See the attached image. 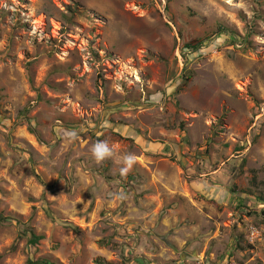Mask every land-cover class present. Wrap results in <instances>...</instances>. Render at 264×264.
I'll use <instances>...</instances> for the list:
<instances>
[{
    "label": "rangeland",
    "instance_id": "374dc122",
    "mask_svg": "<svg viewBox=\"0 0 264 264\" xmlns=\"http://www.w3.org/2000/svg\"><path fill=\"white\" fill-rule=\"evenodd\" d=\"M260 193L264 0H0V264H138L123 223L158 198L264 264Z\"/></svg>",
    "mask_w": 264,
    "mask_h": 264
},
{
    "label": "crops",
    "instance_id": "0c3cea01",
    "mask_svg": "<svg viewBox=\"0 0 264 264\" xmlns=\"http://www.w3.org/2000/svg\"><path fill=\"white\" fill-rule=\"evenodd\" d=\"M85 202L88 205L86 196ZM154 203L155 211L149 209L144 203L143 207L140 208L141 210H130L127 221L123 223L126 224V227L123 228L124 232L127 231V235L130 236L128 240L140 242L139 248L133 247L128 243L124 246L128 256L132 254L138 256L136 258V260L138 259V264H195L196 261L198 262L197 264H200L198 260L208 253H211V255H209L212 261H214L215 258L219 259L217 261L218 264H257L256 257L252 256L254 251H250L252 247L247 249L242 242H239L237 233L233 236V231H231L228 242L225 245L223 242L226 239H224L225 237L221 234H218L220 239H216V237L213 239L214 243L212 245L210 243L211 239L205 236V232L209 230L205 228V226H208V222L205 221V217L200 214L197 215L196 221L178 225L179 227L174 232L176 236H172V233L169 232L172 230L170 218L176 217V222L178 223V217L174 212L170 211L172 213L167 214L168 216L166 215L165 218L168 219L166 221L162 220L159 224L158 217L162 213V202L160 198H158V202L155 199ZM116 206L115 201H110L103 203L101 208H108L109 210V207L113 208ZM179 217H181V215H179ZM200 218L201 223L198 222ZM159 226H161L160 230H162V235L168 234L167 240L165 238L161 240L155 233L152 236L148 233L151 230L154 231ZM127 227L128 229H126ZM139 227L140 232L133 231L134 228ZM249 233V230L245 232V239L247 241ZM257 238L258 237H256L253 243H249L248 241V244L254 246ZM162 241H166L168 245L164 244ZM220 243L221 246L218 248L217 246L220 245Z\"/></svg>",
    "mask_w": 264,
    "mask_h": 264
},
{
    "label": "trees",
    "instance_id": "16d2710c",
    "mask_svg": "<svg viewBox=\"0 0 264 264\" xmlns=\"http://www.w3.org/2000/svg\"><path fill=\"white\" fill-rule=\"evenodd\" d=\"M217 32H218L219 35H223V34L232 35L233 34L226 27H224L223 25H220V24L217 27ZM203 44H204L203 42H200V43H198L196 45H188L187 48H189L190 50L195 51V50H199L200 47ZM253 182H254V184H256V182H257L256 177H253ZM255 196H257L259 202H263L264 203V195H262V193L257 194ZM262 215L264 216V212H262ZM0 220L2 222H13L12 219H4L3 217H0ZM21 224L22 223L20 221H18V225H21ZM75 230L78 231V229H75ZM26 234L30 235V238H31L30 239V244L31 245H37L43 239V237L37 236L32 230H26ZM23 236H25V235L23 234ZM27 264H53V263H51L47 259H39L37 261L29 260Z\"/></svg>",
    "mask_w": 264,
    "mask_h": 264
},
{
    "label": "clouds",
    "instance_id": "9594fccd",
    "mask_svg": "<svg viewBox=\"0 0 264 264\" xmlns=\"http://www.w3.org/2000/svg\"><path fill=\"white\" fill-rule=\"evenodd\" d=\"M101 148L103 149L102 152L100 151ZM92 152H93V156L97 160H102L105 156L111 155V152H110V150L106 144L95 145L92 149ZM124 159H125V163H126L127 167L130 168L132 163H133L134 158L132 156H126ZM124 170L126 171L127 168H125Z\"/></svg>",
    "mask_w": 264,
    "mask_h": 264
},
{
    "label": "built area",
    "instance_id": "2783aa9c",
    "mask_svg": "<svg viewBox=\"0 0 264 264\" xmlns=\"http://www.w3.org/2000/svg\"><path fill=\"white\" fill-rule=\"evenodd\" d=\"M249 239H250L251 243H253V241L256 240V232L255 231H250Z\"/></svg>",
    "mask_w": 264,
    "mask_h": 264
}]
</instances>
